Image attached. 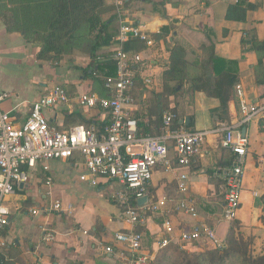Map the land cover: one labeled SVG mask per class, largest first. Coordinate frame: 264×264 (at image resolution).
<instances>
[{"label":"crops","instance_id":"crops-1","mask_svg":"<svg viewBox=\"0 0 264 264\" xmlns=\"http://www.w3.org/2000/svg\"><path fill=\"white\" fill-rule=\"evenodd\" d=\"M107 1L108 6L115 10L111 0ZM25 2L21 0L23 5ZM2 4L10 8L8 0L0 2V45L4 42L13 47L23 44L27 50L32 48L31 52L19 51L18 56H22L26 63L38 66L35 60L38 44L30 45L34 38L26 40L21 33L6 30L1 17ZM234 7L239 11L240 19H226L228 9ZM121 11L125 20L139 26L153 40L152 47L147 48L143 44L144 48L138 51L150 62L155 79L152 87L144 88L139 84L134 92L135 117L143 125L139 126L142 133L146 127L149 133L144 134L158 135L162 118L168 113H172L179 124L189 117L192 126L181 125L186 130H206L220 122L236 123L241 117L236 85H240L246 103H264V0H132L125 3ZM118 28L119 22L114 19L109 29L118 32ZM174 46L183 48L188 67L198 68L195 63L204 58L207 47H213L218 58L232 62L229 68L231 73L238 75V82L232 88L233 103L227 118H220L219 101L202 92L187 94L186 102L174 100L175 107L179 102L178 110L186 109L189 113L159 109L154 97L163 91L160 77L169 65ZM115 49L116 44L112 43L96 55L109 57ZM66 56L74 62L73 69L62 66L51 72L46 64L38 66L39 77L35 78L31 95L15 104L7 102V99L2 103L1 109L10 112L15 124L23 123L31 104L54 86H62L71 98L87 92L102 95L101 85L83 77L81 69L90 63L88 54L74 50ZM31 58L34 59L32 62ZM63 74H68L67 81L56 83L57 78L63 80ZM165 106H169L168 100ZM46 115L49 124L59 131H68L77 125H93L102 129L108 121L103 110L83 109L74 103L52 108ZM242 129H245L249 146L244 163L241 207L234 221L238 223L241 235L250 236L264 246V119L253 120ZM170 156L173 158L174 154L171 152ZM233 158L234 155L222 146V136L219 135L207 140L201 153L191 160L187 168L166 171L158 166L155 169L150 194L156 200L166 199L168 202L162 212L149 216L146 225L140 229L145 234L148 251L154 250L157 238L165 235L162 228L165 221L172 226L174 246H178L179 235L190 231L196 224L210 228L218 240L225 242L232 222L223 218L224 175ZM26 171L28 182L16 187L14 194L5 201L10 216L3 231L2 263L118 264L116 253L106 254L103 249L112 246L118 251L120 246L114 241L115 233L131 230L124 220L123 207L115 200L123 186L106 179L98 180L95 186L89 181H81L79 177L85 169L77 155L68 160L38 164L34 170ZM181 173L188 174L187 196L195 203L196 218L177 212L173 207L185 197L178 192ZM46 178L52 179L50 186L46 184ZM55 203L60 204L59 210H53ZM19 212L33 223L32 228L22 223L21 217L17 216ZM51 213L58 218L52 217ZM18 225L21 229L17 228ZM47 236H51V240H46ZM184 246L212 248L210 242L203 241Z\"/></svg>","mask_w":264,"mask_h":264},{"label":"built area","instance_id":"built-area-1","mask_svg":"<svg viewBox=\"0 0 264 264\" xmlns=\"http://www.w3.org/2000/svg\"><path fill=\"white\" fill-rule=\"evenodd\" d=\"M130 1L111 0L119 22L114 38L116 49L112 55L116 74L103 80L104 95L87 92L71 98L62 86H54L31 104L23 123L15 124L10 112L1 109L9 95L0 89V264H3V231L10 216L5 201L14 194L16 187L28 182L26 169L32 171L38 164L68 160L75 155L81 158L85 169L79 177L81 181H89L95 186L98 180L106 179L123 186L115 200L123 207L124 220L131 230L115 233L114 241L120 246L118 251L112 246L103 249L106 254L116 253L118 264H150L159 252L173 245L172 226L165 221L162 225L165 235L157 238L154 250L145 248L146 237L140 229L146 225L149 216L162 212L168 202L156 200L150 194L153 173L158 166L166 171L187 168L211 137L222 136V146L234 155L232 165L224 175L223 218L230 222L236 219L241 207L244 163L249 146L248 137L241 128L253 120L264 119V103H246L240 85H236L241 114L236 123L220 122L206 130H186L172 127L175 116L168 113L162 118L158 135L142 133L135 117L134 92L139 84L144 88L152 87L155 79L150 62L141 53L124 52L123 45L130 39H137L150 48L153 40L139 26L123 18L121 9ZM72 103L83 109L99 108L105 112L108 121L102 129L77 125L68 131H59L51 126L46 112ZM43 169L48 170L46 166ZM46 184L50 186L52 179L46 178ZM178 192L185 197L173 205L174 209L196 218L195 203L187 196V173L178 176ZM143 198L146 201L138 205L137 201ZM59 209L60 204L55 203L53 210ZM32 213L36 214L35 211ZM46 240H51V236ZM200 241L210 242L213 248L225 246L213 230L198 224L190 231L182 232L176 244L183 249L185 244Z\"/></svg>","mask_w":264,"mask_h":264},{"label":"trees","instance_id":"trees-1","mask_svg":"<svg viewBox=\"0 0 264 264\" xmlns=\"http://www.w3.org/2000/svg\"><path fill=\"white\" fill-rule=\"evenodd\" d=\"M25 1V5H23L21 0H8L9 9L6 4H2L1 17L6 30L19 32L26 40L34 38L33 41L40 46L39 57H41L43 53L48 51L58 35H62L64 32L65 38H63L60 47L64 49V54L72 53L76 49L74 44L75 31L79 30L80 27L87 26L89 31L94 33L91 36L89 48L84 51L86 52L89 49L86 53L89 55L90 63L81 71L83 77L92 79L99 86L101 85V94H105L103 80L116 74V64L112 59V55L99 58L96 53L114 43L117 32L115 30L111 32L109 26L114 19L118 20L116 10L109 20L102 22L98 13H101V10L105 7L106 0ZM239 14L235 7L230 8L226 14V19H240ZM37 37H40V39H37ZM143 48V42L137 39H130L123 45L124 52H138ZM52 59L57 60L58 58ZM188 65L183 48L174 46L170 52L169 65L160 77L164 94L166 96H176L181 94L183 89L188 95L194 92H202L207 97L219 101L220 118H227L230 106L233 103L232 88L238 82V75L231 73L229 68L232 62L218 58L214 55L213 47H207L204 49V58L195 63L200 70L198 77L189 78L187 76ZM85 124L89 123L86 122ZM138 125L143 126L139 122ZM181 125L177 119L172 122L174 128H182ZM191 126L192 122L187 128ZM143 132L149 133L146 127H143ZM234 227H238V223L233 220L232 226L226 234L223 248L206 249L204 253L195 257H202L201 262L195 264H215L216 262L222 264L232 256L238 257L241 264H264V255L253 256L247 253L242 238L239 235V238L235 237ZM171 247L179 249L174 245L169 246V248ZM183 249H186L185 246H183Z\"/></svg>","mask_w":264,"mask_h":264},{"label":"rangeland","instance_id":"rangeland-1","mask_svg":"<svg viewBox=\"0 0 264 264\" xmlns=\"http://www.w3.org/2000/svg\"><path fill=\"white\" fill-rule=\"evenodd\" d=\"M107 2L108 1L106 0V5L101 10V13H98L99 19L101 21L102 19H106L108 18V16L115 13V10L112 7H109ZM64 33L62 35L59 34L57 37L58 40L56 38L50 45L48 51L43 53V56L41 55V57L43 58L39 57L40 50L38 51V53H36L35 60L37 61L38 66H42L46 64L47 66L51 68V72L56 71L55 69L62 67V66L67 67L68 69L74 68L75 66L74 62L71 59H67L66 54H64L63 52L64 49L60 47L62 44L63 38H65ZM93 33L94 32L91 33L89 31L87 26L80 27L79 30H76L75 36H74L75 38L74 44H75L76 49L74 50L84 52L86 48H89V45L91 44V36ZM41 36L43 37V35ZM37 39H40V37H37ZM31 44L35 46L37 45L34 41L30 42V45ZM29 48L28 50L29 52H31L32 48L30 49ZM28 50L25 49V46H23V44H21L18 47L17 46L13 47L11 44H6L3 42L0 45V88L7 91L9 95L7 102L9 103L15 104L18 101H21L22 99L28 97V95H31V91H32L31 88L35 85V78L39 77L38 66L35 64H28L23 61L24 58L22 56L20 55L18 56L19 51L23 53V52H27ZM58 50L59 52H57ZM52 58H58V59L56 60ZM33 60L34 59L31 58L30 62H32ZM78 63L82 64V62H78ZM199 75H200L199 68H196L193 66L188 67L187 76L189 78L198 77ZM62 77H63V80L60 78H57L55 80L56 83L66 82L68 79V74L66 75L63 74ZM147 93H150V92H147ZM186 98H187V94L186 92H184V89H183L181 95H177V97L166 96L164 95V92L161 91L159 96L154 97V100L156 103H159L158 104L159 109H165L171 112H176V113L180 112L181 114H186V113H189V110H186V109H183L181 111L178 110L179 102L177 103V107L174 106L175 99H180V101L186 102L185 101L187 100ZM166 100L169 101V106H165ZM91 199L93 200V198ZM17 216L21 217L22 223L30 226V228L34 226L33 223H31L30 220L23 215V213L19 212L17 213ZM51 216L54 218H58L55 213H51ZM17 228L21 229V226L18 225ZM234 229H235L234 231L235 237L242 238L244 244L246 245V250L248 254L253 255V256L264 255V246L260 245L256 240H254V238L250 236L241 235L239 227H234ZM206 249H211V247L206 248V247H200V246H190V247H187L186 249H180V248L177 249V248L171 247L168 250L159 252L155 257L154 262L151 264H195L196 262H201L202 260V257H199V258H195V257H197L201 253H204ZM215 264H219V263L216 262ZM222 264H241V262L238 259V257L232 256L226 259Z\"/></svg>","mask_w":264,"mask_h":264},{"label":"water","instance_id":"water-1","mask_svg":"<svg viewBox=\"0 0 264 264\" xmlns=\"http://www.w3.org/2000/svg\"><path fill=\"white\" fill-rule=\"evenodd\" d=\"M180 124L184 125L185 127H188L189 124H190V118H189V117H186L183 121L180 122ZM244 131H245V129H242V133H244ZM145 201H146L145 198L140 199V200L137 201V204H138V205H141V204H143ZM263 203H264V202H263Z\"/></svg>","mask_w":264,"mask_h":264}]
</instances>
